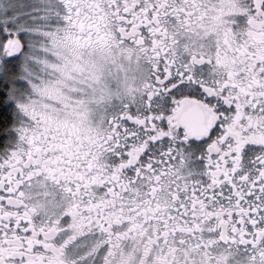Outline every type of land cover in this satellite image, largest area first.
<instances>
[{
  "label": "snow or ice",
  "instance_id": "obj_1",
  "mask_svg": "<svg viewBox=\"0 0 264 264\" xmlns=\"http://www.w3.org/2000/svg\"><path fill=\"white\" fill-rule=\"evenodd\" d=\"M0 264H264V0H0Z\"/></svg>",
  "mask_w": 264,
  "mask_h": 264
}]
</instances>
